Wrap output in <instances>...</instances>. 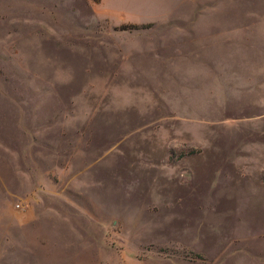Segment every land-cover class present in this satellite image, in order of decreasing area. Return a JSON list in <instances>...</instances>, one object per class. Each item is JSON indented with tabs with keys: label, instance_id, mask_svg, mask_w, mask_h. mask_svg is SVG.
<instances>
[{
	"label": "rangeland",
	"instance_id": "obj_1",
	"mask_svg": "<svg viewBox=\"0 0 264 264\" xmlns=\"http://www.w3.org/2000/svg\"><path fill=\"white\" fill-rule=\"evenodd\" d=\"M0 264H264V0H0Z\"/></svg>",
	"mask_w": 264,
	"mask_h": 264
}]
</instances>
